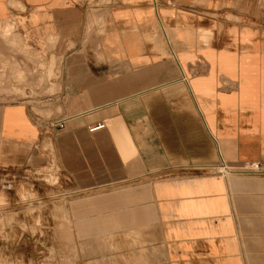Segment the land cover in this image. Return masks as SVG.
Instances as JSON below:
<instances>
[{"label":"crops","instance_id":"0c3cea01","mask_svg":"<svg viewBox=\"0 0 264 264\" xmlns=\"http://www.w3.org/2000/svg\"><path fill=\"white\" fill-rule=\"evenodd\" d=\"M0 28V170L116 186L104 210L57 212L79 240L61 246L97 250L89 264H264V171H214L264 170V0H0Z\"/></svg>","mask_w":264,"mask_h":264},{"label":"rangeland","instance_id":"374dc122","mask_svg":"<svg viewBox=\"0 0 264 264\" xmlns=\"http://www.w3.org/2000/svg\"><path fill=\"white\" fill-rule=\"evenodd\" d=\"M3 29L5 33L2 31V34L12 35V27ZM11 37L12 46L19 47L18 39ZM6 65L8 63L2 65L3 69L7 68ZM16 67L15 79L26 78L23 70ZM152 175L160 178L164 172ZM115 187L79 188L62 175L55 163L28 166L16 173L0 170V264H89V258L96 256L98 251L84 250L81 244L76 243L74 248L61 246L79 240L70 233L62 234L72 227L69 219L57 218V212L104 210L105 203H100L99 199L106 197V193H114ZM145 208L140 203L139 209ZM77 220L76 227H81L82 219ZM93 220L98 222L99 218ZM155 256L156 259L161 258L162 251L156 249Z\"/></svg>","mask_w":264,"mask_h":264},{"label":"built area","instance_id":"2783aa9c","mask_svg":"<svg viewBox=\"0 0 264 264\" xmlns=\"http://www.w3.org/2000/svg\"><path fill=\"white\" fill-rule=\"evenodd\" d=\"M55 125L63 127V123L61 121L55 122ZM104 126V123H97L96 125L90 127V130H97L103 128ZM214 171L222 175H227L229 173L257 174L263 172L264 170L263 163L261 161H245L238 170L231 169L225 163H221V165H218Z\"/></svg>","mask_w":264,"mask_h":264}]
</instances>
